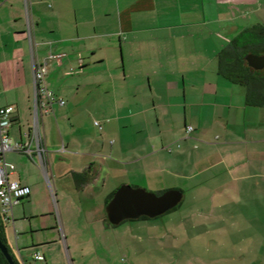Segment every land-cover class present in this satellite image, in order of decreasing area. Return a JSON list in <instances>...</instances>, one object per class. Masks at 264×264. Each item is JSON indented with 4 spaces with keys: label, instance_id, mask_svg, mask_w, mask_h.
<instances>
[{
    "label": "crops",
    "instance_id": "crops-1",
    "mask_svg": "<svg viewBox=\"0 0 264 264\" xmlns=\"http://www.w3.org/2000/svg\"><path fill=\"white\" fill-rule=\"evenodd\" d=\"M263 22L264 0H0V108H14L11 140L33 130L36 66L55 98L39 122L53 193L36 156L4 154L15 167L9 180L30 188L6 221L21 264L22 224L48 215L51 199H72L69 178L87 200L110 179L213 189L238 227L224 228L222 245L196 264H264V108L249 106L217 62L233 37ZM38 198L49 208L29 213Z\"/></svg>",
    "mask_w": 264,
    "mask_h": 264
},
{
    "label": "rangeland",
    "instance_id": "rangeland-1",
    "mask_svg": "<svg viewBox=\"0 0 264 264\" xmlns=\"http://www.w3.org/2000/svg\"><path fill=\"white\" fill-rule=\"evenodd\" d=\"M91 122L92 125L94 122L102 124L96 115H92ZM69 184L66 190L72 199L59 196L54 201L51 199L48 215L22 224L27 228L20 238L23 242L25 239L21 251L27 264H196L206 257L208 248L222 245L224 228L238 227L233 219H228L223 204L210 199L213 189L180 188L183 198L174 210L155 218L126 220L111 226L104 220L105 202L108 194L120 186L117 179H110L104 185L100 182L92 189L95 195L89 200L87 195L71 188L70 178ZM123 184L155 194L175 189L137 181ZM44 207L49 208L38 198L33 207L29 205V213L30 209L37 211ZM230 208L232 214H237V206L231 204ZM31 226L33 231L35 228L43 231L34 234ZM6 233L16 250V235L11 223H6ZM41 237L50 244L34 248L32 242ZM36 251L45 259L35 261Z\"/></svg>",
    "mask_w": 264,
    "mask_h": 264
},
{
    "label": "built area",
    "instance_id": "built-area-1",
    "mask_svg": "<svg viewBox=\"0 0 264 264\" xmlns=\"http://www.w3.org/2000/svg\"><path fill=\"white\" fill-rule=\"evenodd\" d=\"M44 71L41 67L34 69V105L33 130L25 141L13 142L8 135L14 108L6 106L0 108V213L5 220L10 218L12 207L30 194V188L16 181L9 180V174L15 169L14 165L4 159L7 152H21L29 157L36 156L46 183L53 193L51 182V167L49 153L45 141L39 132L40 116L47 112L48 106L55 100L43 83ZM63 104V101H59ZM192 127L188 126L187 131ZM35 260H41L40 255H34Z\"/></svg>",
    "mask_w": 264,
    "mask_h": 264
},
{
    "label": "trees",
    "instance_id": "trees-1",
    "mask_svg": "<svg viewBox=\"0 0 264 264\" xmlns=\"http://www.w3.org/2000/svg\"><path fill=\"white\" fill-rule=\"evenodd\" d=\"M248 54H264V24H256L239 32L217 53L218 72L231 83L245 87L246 102L249 106L264 108V69L255 71L248 67L245 62V56ZM76 180L80 181L79 178ZM112 196L113 194L108 197L105 205ZM174 209L175 207L171 210ZM146 218L140 217L139 219ZM104 220L107 225H111L106 215ZM6 221L0 213V241L11 254L14 263L21 264L7 242ZM0 264H9L1 251Z\"/></svg>",
    "mask_w": 264,
    "mask_h": 264
},
{
    "label": "water",
    "instance_id": "water-1",
    "mask_svg": "<svg viewBox=\"0 0 264 264\" xmlns=\"http://www.w3.org/2000/svg\"><path fill=\"white\" fill-rule=\"evenodd\" d=\"M248 67L255 71L264 69V54L245 56ZM182 200V191L167 190L161 194L146 191L142 188L121 185L105 205V214L111 225H119L126 220H137L140 217L155 218L176 207ZM0 251L9 264H15L11 254L0 241Z\"/></svg>",
    "mask_w": 264,
    "mask_h": 264
}]
</instances>
